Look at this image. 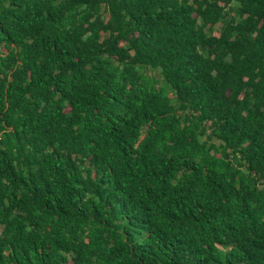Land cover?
<instances>
[{
	"label": "trees",
	"instance_id": "1",
	"mask_svg": "<svg viewBox=\"0 0 264 264\" xmlns=\"http://www.w3.org/2000/svg\"><path fill=\"white\" fill-rule=\"evenodd\" d=\"M0 264H264V0H0Z\"/></svg>",
	"mask_w": 264,
	"mask_h": 264
},
{
	"label": "rangeland",
	"instance_id": "2",
	"mask_svg": "<svg viewBox=\"0 0 264 264\" xmlns=\"http://www.w3.org/2000/svg\"><path fill=\"white\" fill-rule=\"evenodd\" d=\"M147 73L150 74V75L152 74V72H150V71H147Z\"/></svg>",
	"mask_w": 264,
	"mask_h": 264
}]
</instances>
